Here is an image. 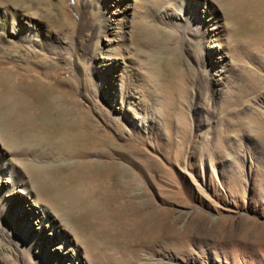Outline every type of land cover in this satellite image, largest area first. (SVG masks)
<instances>
[{
	"label": "rangeland",
	"instance_id": "obj_1",
	"mask_svg": "<svg viewBox=\"0 0 264 264\" xmlns=\"http://www.w3.org/2000/svg\"><path fill=\"white\" fill-rule=\"evenodd\" d=\"M209 1L226 13L222 0ZM161 2L137 0L130 19V56L144 71L146 89L155 101L154 116L149 114L151 119L135 127L122 118L117 130L118 119H102L108 107L102 95H94L95 79L86 57L100 52L103 42L105 20L97 0H0V9L31 15L40 33L33 47L0 44V70L6 65L5 70L27 73L31 81L72 93L102 133L123 145L125 156L115 153L114 158L119 162L118 181L125 180L128 167L153 175L148 185L153 203L166 209L175 225L166 226L165 240L139 248L138 264L146 262L145 255L150 256L146 264H264V50H254L234 64L232 91L221 88L216 93L213 85L207 89L193 78L198 55L206 51L179 31L158 24L153 12ZM57 38L67 48L52 49ZM179 72L185 73L188 91H173L168 99L165 80ZM12 80L3 83L6 92L0 94L2 145L20 157H34L36 162L25 160L24 167L49 177L76 167L82 159L61 128L72 104L59 100L56 91L42 92L37 100L27 97L21 127H16L11 118ZM131 156L139 157L140 165L133 166ZM100 160L92 158L97 172ZM201 226L209 231L198 234ZM4 255L5 237L0 234V257Z\"/></svg>",
	"mask_w": 264,
	"mask_h": 264
},
{
	"label": "bare ground",
	"instance_id": "obj_2",
	"mask_svg": "<svg viewBox=\"0 0 264 264\" xmlns=\"http://www.w3.org/2000/svg\"><path fill=\"white\" fill-rule=\"evenodd\" d=\"M97 1L105 20L103 42L100 52L86 57L95 79L94 95H102L108 107L102 110V119H118L115 129L121 126L122 118L135 127L155 113V101L146 89L144 71L130 56V19L138 8L137 0ZM220 2L226 9L224 14L209 0H162L153 12L158 24L179 31L190 44L204 48L206 52L198 55L199 68L193 78L202 81L207 89L213 85L216 93L221 88L230 92L235 87L232 70L237 61L252 56L254 50H264V0ZM38 30L31 15L0 9V44L33 47L39 43ZM201 39H205L202 45ZM53 41L50 46L54 50L68 46L61 38ZM5 66L0 70V94L6 92L3 83L13 77L9 93L14 126L21 127L19 117L27 97L37 100L42 92L56 91L59 100L73 106L67 109L70 112L61 128L82 160L71 170L49 177L24 167L23 161L36 162L34 157H20L0 142V234L5 237V255L0 261L4 264H17L20 260L25 264H138L139 248H150L157 239L165 240L166 226L174 223L166 209H157L153 203L148 189L153 175L128 167L125 180L118 181L119 162L114 158L115 153L125 156L123 145L102 133L99 124L92 120L88 110L78 105L72 93L55 90L51 84L39 80L31 81L27 73L12 71V74ZM186 81L183 72L166 78L165 96L169 99L176 90L185 95ZM181 122L185 127L184 121ZM94 157L102 158L98 172L92 162ZM130 159L133 166L140 165L139 157ZM208 231L201 226L197 233ZM142 260L146 262L141 264L149 263L150 256L145 255Z\"/></svg>",
	"mask_w": 264,
	"mask_h": 264
}]
</instances>
